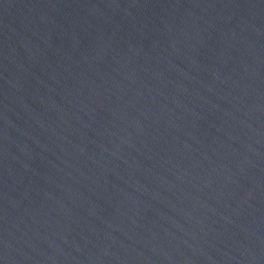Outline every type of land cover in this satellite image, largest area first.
I'll return each instance as SVG.
<instances>
[{
  "label": "water",
  "instance_id": "1",
  "mask_svg": "<svg viewBox=\"0 0 264 264\" xmlns=\"http://www.w3.org/2000/svg\"><path fill=\"white\" fill-rule=\"evenodd\" d=\"M0 264H264V0H0Z\"/></svg>",
  "mask_w": 264,
  "mask_h": 264
}]
</instances>
